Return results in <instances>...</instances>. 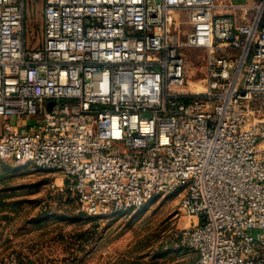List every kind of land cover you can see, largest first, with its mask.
Wrapping results in <instances>:
<instances>
[{"label": "built area", "instance_id": "2783aa9c", "mask_svg": "<svg viewBox=\"0 0 264 264\" xmlns=\"http://www.w3.org/2000/svg\"><path fill=\"white\" fill-rule=\"evenodd\" d=\"M27 1L0 0V161L61 173L93 219L183 188L178 264H264V0L237 25L214 0H31L39 47Z\"/></svg>", "mask_w": 264, "mask_h": 264}, {"label": "rangeland", "instance_id": "374dc122", "mask_svg": "<svg viewBox=\"0 0 264 264\" xmlns=\"http://www.w3.org/2000/svg\"><path fill=\"white\" fill-rule=\"evenodd\" d=\"M25 13L27 37L39 47L40 1L28 0ZM202 56L185 52L190 85L203 73ZM62 178L31 163L0 161V260L10 253H36L54 264H178L191 257L175 246L176 233L193 222L180 208L183 188L93 219L79 211Z\"/></svg>", "mask_w": 264, "mask_h": 264}, {"label": "crops", "instance_id": "0c3cea01", "mask_svg": "<svg viewBox=\"0 0 264 264\" xmlns=\"http://www.w3.org/2000/svg\"><path fill=\"white\" fill-rule=\"evenodd\" d=\"M254 0H214L216 5L215 14L220 17L229 18L233 25H237L241 22H249L252 16L251 6ZM248 6L246 12L237 9V6ZM1 123H0V135H1ZM19 264H54L46 262L39 258L36 253L31 255H19Z\"/></svg>", "mask_w": 264, "mask_h": 264}, {"label": "trees", "instance_id": "16d2710c", "mask_svg": "<svg viewBox=\"0 0 264 264\" xmlns=\"http://www.w3.org/2000/svg\"><path fill=\"white\" fill-rule=\"evenodd\" d=\"M19 256V255H18Z\"/></svg>", "mask_w": 264, "mask_h": 264}]
</instances>
